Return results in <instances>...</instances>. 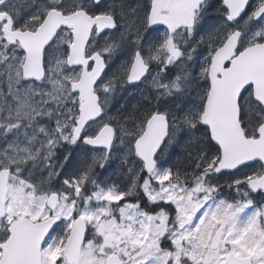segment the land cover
I'll return each mask as SVG.
<instances>
[{"label": "snow or ice", "instance_id": "snow-or-ice-1", "mask_svg": "<svg viewBox=\"0 0 264 264\" xmlns=\"http://www.w3.org/2000/svg\"><path fill=\"white\" fill-rule=\"evenodd\" d=\"M253 194L264 0H0V264H264Z\"/></svg>", "mask_w": 264, "mask_h": 264}, {"label": "trees", "instance_id": "trees-1", "mask_svg": "<svg viewBox=\"0 0 264 264\" xmlns=\"http://www.w3.org/2000/svg\"><path fill=\"white\" fill-rule=\"evenodd\" d=\"M132 103L134 104L135 101H133ZM184 162H185L184 161V155L181 153L180 149H177L176 152L173 153V155H172L171 163L183 167ZM228 194H229V190L226 188L225 189L226 198H231V197H234L236 195L234 192H231L230 196ZM253 198L257 202L258 206L264 204V197L260 198V196L253 194Z\"/></svg>", "mask_w": 264, "mask_h": 264}, {"label": "rangeland", "instance_id": "rangeland-1", "mask_svg": "<svg viewBox=\"0 0 264 264\" xmlns=\"http://www.w3.org/2000/svg\"><path fill=\"white\" fill-rule=\"evenodd\" d=\"M117 173L119 172H116L114 175L110 174L112 176V180L117 182L121 187H123V180L121 178L122 175H118Z\"/></svg>", "mask_w": 264, "mask_h": 264}, {"label": "flooded vegetation", "instance_id": "flooded-vegetation-1", "mask_svg": "<svg viewBox=\"0 0 264 264\" xmlns=\"http://www.w3.org/2000/svg\"><path fill=\"white\" fill-rule=\"evenodd\" d=\"M157 71H159V70L156 69V68H155V64H153V75H155ZM133 101H134V100H133ZM133 101H132V102H133ZM117 174H118V175H122L120 172L117 173ZM121 178H122V180H123V186L126 185V184H127V177L124 176V175H122ZM260 198H262V197L260 196Z\"/></svg>", "mask_w": 264, "mask_h": 264}]
</instances>
